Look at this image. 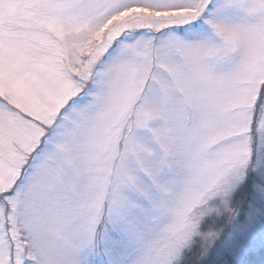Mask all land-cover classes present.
<instances>
[{
  "label": "snow or ice",
  "instance_id": "obj_1",
  "mask_svg": "<svg viewBox=\"0 0 264 264\" xmlns=\"http://www.w3.org/2000/svg\"><path fill=\"white\" fill-rule=\"evenodd\" d=\"M0 264H264V0H0Z\"/></svg>",
  "mask_w": 264,
  "mask_h": 264
}]
</instances>
